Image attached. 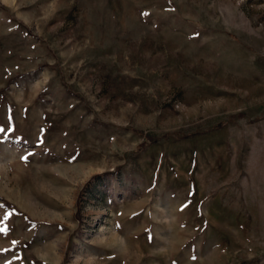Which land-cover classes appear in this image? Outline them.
Returning a JSON list of instances; mask_svg holds the SVG:
<instances>
[{"label":"rangeland","instance_id":"1","mask_svg":"<svg viewBox=\"0 0 264 264\" xmlns=\"http://www.w3.org/2000/svg\"><path fill=\"white\" fill-rule=\"evenodd\" d=\"M0 264H264V0H0Z\"/></svg>","mask_w":264,"mask_h":264}]
</instances>
